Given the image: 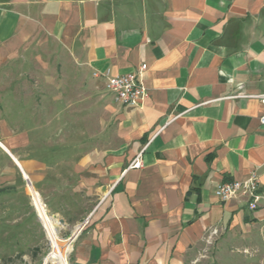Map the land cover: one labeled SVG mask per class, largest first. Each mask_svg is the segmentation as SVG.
<instances>
[{
  "label": "crops",
  "instance_id": "1",
  "mask_svg": "<svg viewBox=\"0 0 264 264\" xmlns=\"http://www.w3.org/2000/svg\"><path fill=\"white\" fill-rule=\"evenodd\" d=\"M50 40L96 113L56 141L53 101L13 113L4 100L0 185L14 171L40 218L75 230L71 264H186L201 249L264 264V207L215 193L253 171L264 191V0H0V71ZM108 71L136 72L146 96L116 100Z\"/></svg>",
  "mask_w": 264,
  "mask_h": 264
},
{
  "label": "rangeland",
  "instance_id": "2",
  "mask_svg": "<svg viewBox=\"0 0 264 264\" xmlns=\"http://www.w3.org/2000/svg\"><path fill=\"white\" fill-rule=\"evenodd\" d=\"M76 67L78 65L69 49L63 44L51 40L34 44L23 56L9 61L0 71V113L6 109L1 104L4 100L9 105L8 112L13 113L18 110L16 104L20 99H23L21 102L28 113L38 110L34 104L39 100H43L39 102V110L49 108L50 100L59 114L51 129L55 137L59 135L56 141H61L64 126L70 129L72 137L77 136L84 125L80 123L83 116L95 115L96 112L95 95L86 84L83 87V75ZM3 156L6 157L5 154ZM13 173H9V183L0 185V264H65L64 260L71 264L76 244V239L71 243V236L75 230L60 229L56 224L58 232L54 230L51 234L33 203L29 181ZM69 240L64 260L59 262L58 247ZM223 256V252L201 249L196 251L195 260L186 264H222Z\"/></svg>",
  "mask_w": 264,
  "mask_h": 264
},
{
  "label": "built area",
  "instance_id": "3",
  "mask_svg": "<svg viewBox=\"0 0 264 264\" xmlns=\"http://www.w3.org/2000/svg\"><path fill=\"white\" fill-rule=\"evenodd\" d=\"M146 67L147 65L143 64L141 68L146 69ZM95 75L100 76L99 73H95ZM104 76L106 77L107 90L114 94L116 100L124 104L135 105L147 94V90L139 82L136 72L115 75L108 71L104 73ZM258 97L264 103V93L259 94ZM261 122L264 124V114L261 116ZM142 154L143 151L139 152L128 168H142ZM260 188L259 176L256 171H253L247 178L235 179L218 185L215 193L221 200H229L234 197L244 198L251 210H257L264 207V191Z\"/></svg>",
  "mask_w": 264,
  "mask_h": 264
},
{
  "label": "bare ground",
  "instance_id": "4",
  "mask_svg": "<svg viewBox=\"0 0 264 264\" xmlns=\"http://www.w3.org/2000/svg\"><path fill=\"white\" fill-rule=\"evenodd\" d=\"M43 221H44L45 225L48 227V229L51 231V234H53L54 233V229H55V223H54L55 220H53L52 218H50L48 215L44 214ZM47 233H48V231H47ZM69 242H70V240L67 241L63 246L58 247L57 258H58V261L59 262H61L62 260H64L63 254L65 253L66 247L68 246ZM63 263L67 264L65 262V260H64Z\"/></svg>",
  "mask_w": 264,
  "mask_h": 264
}]
</instances>
